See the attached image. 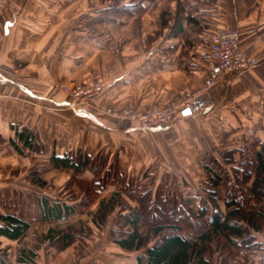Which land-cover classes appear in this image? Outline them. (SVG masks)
<instances>
[{
	"label": "rangeland",
	"instance_id": "374dc122",
	"mask_svg": "<svg viewBox=\"0 0 264 264\" xmlns=\"http://www.w3.org/2000/svg\"><path fill=\"white\" fill-rule=\"evenodd\" d=\"M78 1L68 13L78 12V27L86 30L92 21L87 22L84 14L88 12L90 16L92 12L101 11L110 1L114 6L113 1L116 4L123 0ZM215 1L207 2L212 4ZM170 2L175 7V1ZM144 11L140 16L124 12L125 26L128 25L131 31L132 27L150 28L163 16V9L159 17V12L150 11L149 5ZM71 17L67 15L63 20L64 28L77 18ZM98 17L94 15L95 19ZM202 21H198L197 31L207 44L202 30L204 25L200 24ZM103 28L104 25L90 26L82 37L94 33L92 39L104 36L103 41L123 49V40L130 36V31L116 32ZM97 43L94 53L88 58L85 56L79 68L66 73V80L58 83L57 89L70 105L93 112L104 122L103 125L73 118L69 107L64 106L63 111L60 110L63 113L61 117L56 119L52 115L43 126L32 114L31 124H38L41 128L38 125L32 128L31 125L14 124L17 128H10L9 134L0 132V212L18 215L30 224L23 238L9 243L0 242V264H18V254L22 249L33 253L32 259L25 264H135L137 254L142 251H125L114 242V237L129 229L128 225L124 226L125 216L119 215L118 208L108 214L103 223L99 219L98 222L93 221L90 216V212L98 209L100 198L113 191H121L120 199L125 205L122 209H126L124 213L128 214L129 208H140L135 199L138 194L145 191L155 193L161 189L175 194L180 202L190 199L191 206L196 209L199 204H208L207 195L216 172L221 175L217 195L219 203L223 204L222 198L229 182L235 180V172L240 173L237 169L241 166L240 149L249 152L252 147H258L259 142H264V127H259L260 123L253 124L248 130H225L219 122H200L199 115H196L194 119L188 117L179 122L182 126L175 127L174 121L180 116L177 114L166 124L150 127L134 117L167 110L172 101L178 102L181 95L201 85L166 101H150L141 107L104 103V83L113 70L105 65L106 56L100 49L102 42ZM55 109L48 113L59 110L58 107ZM23 128L32 132L33 144L38 148H26L18 140L14 132ZM11 139L16 141L17 147L10 142ZM80 150L93 157L92 165L82 173L57 169L49 162L52 152L77 153ZM37 177L44 185L33 182ZM123 185L130 190L122 188ZM43 200L50 204H69L75 211L64 219L44 220L41 214ZM150 202L154 203L153 200ZM151 220V217H143L139 227L144 234ZM58 229L62 233L53 236V231ZM63 232L69 234L68 240L62 238Z\"/></svg>",
	"mask_w": 264,
	"mask_h": 264
},
{
	"label": "crops",
	"instance_id": "0c3cea01",
	"mask_svg": "<svg viewBox=\"0 0 264 264\" xmlns=\"http://www.w3.org/2000/svg\"><path fill=\"white\" fill-rule=\"evenodd\" d=\"M78 2L7 0L0 14L2 134H9L14 124L36 128L38 124L33 126L30 122L32 114L43 126L52 115L56 119L61 117L64 106L69 107L73 118L103 125L93 112L70 105L57 89V84L66 80V73L79 68L84 57L94 53L98 41L102 42L100 49L106 56L105 65L113 70L104 83L102 96V101L108 105L141 107L150 101H166L201 85L207 74V44L197 31L201 20L200 24L207 23L215 28L238 29L240 48L261 57L253 67L228 73L197 97L190 106L191 112L180 114L174 121L175 127L196 115L200 122H219L225 130H248L255 123L264 127V0H216L208 5H202L203 0H190L179 13L170 0H145L137 16L143 15L148 5L150 11L159 12V17L163 9V16L150 28L132 27V31L125 26L123 6L136 2L123 0L112 6L110 1L90 16L88 12L82 13L87 22L92 21L86 30L78 27V12L68 13ZM164 13L168 16L166 25H162ZM67 15L77 18L64 28L63 20ZM94 15L99 17L95 19ZM100 25L109 31H130V36L123 40L124 48L103 41L104 36L92 39L94 33L82 37L88 27ZM57 107L58 111L48 113ZM256 237L261 243L260 249L248 254L244 261L239 257L242 264H264V234L259 233ZM4 241L12 242L0 237V242Z\"/></svg>",
	"mask_w": 264,
	"mask_h": 264
},
{
	"label": "trees",
	"instance_id": "16d2710c",
	"mask_svg": "<svg viewBox=\"0 0 264 264\" xmlns=\"http://www.w3.org/2000/svg\"><path fill=\"white\" fill-rule=\"evenodd\" d=\"M131 1L136 3L123 6L126 12L137 13L144 7L145 0ZM174 1L177 13L190 4V0ZM207 1L203 0L208 4ZM118 2L115 4L113 1L115 6ZM167 17L164 16L162 25L168 22ZM11 128L17 127L12 125ZM14 133L26 148H38L33 144L31 131L23 128ZM10 142L17 147L16 141L11 139ZM244 151L240 149L241 166L237 168L240 173L235 172V180L229 182L222 198L223 204L219 203L217 195L221 175L215 172L207 195L208 204H199L196 209L191 206L190 199L180 202L175 194L157 189L155 193L145 191L138 194L135 199L140 208H129L130 212L125 214L121 191L117 190L100 198L98 209L90 212V216L93 221L98 222L99 219L103 223L107 215L118 208L119 215L125 216L124 226L128 225L129 229L114 237V242L125 251H142L137 254L135 264H242L239 257L244 261L248 254L258 251L261 243L256 236L264 234V142H259L258 147H252L249 152ZM92 160L93 157L81 150L77 153L52 152L49 157L52 167L71 169L74 173L86 171ZM33 182L44 185L38 177ZM122 188L129 189L125 185ZM152 200L154 203L150 202ZM74 211L69 204H50L47 200H43L41 208L44 220L64 219ZM143 217L152 219L145 234L139 227ZM29 227V221L24 218L0 212V237L19 240ZM61 233L62 230L58 229L52 235ZM62 238L68 240L69 234L63 232ZM32 257V252L22 249L18 254V264L28 263Z\"/></svg>",
	"mask_w": 264,
	"mask_h": 264
},
{
	"label": "built area",
	"instance_id": "2783aa9c",
	"mask_svg": "<svg viewBox=\"0 0 264 264\" xmlns=\"http://www.w3.org/2000/svg\"><path fill=\"white\" fill-rule=\"evenodd\" d=\"M7 0H0V14L6 6ZM203 31L207 40L206 77L200 87L181 95L178 102L172 101L167 110H157L150 114L136 116L141 123L154 127L166 124L173 116L181 114L189 108L194 100L221 81L228 73L234 70H243L253 67L259 57L251 55L239 46L240 31L236 28H215L203 23ZM176 101V100H175Z\"/></svg>",
	"mask_w": 264,
	"mask_h": 264
},
{
	"label": "water",
	"instance_id": "95a60500",
	"mask_svg": "<svg viewBox=\"0 0 264 264\" xmlns=\"http://www.w3.org/2000/svg\"><path fill=\"white\" fill-rule=\"evenodd\" d=\"M190 112H191V109H190V108H185V109L182 110L181 114H182V115H187V114H189Z\"/></svg>",
	"mask_w": 264,
	"mask_h": 264
}]
</instances>
